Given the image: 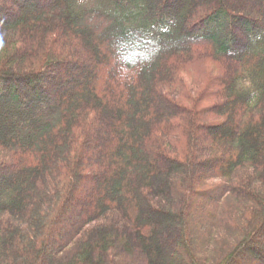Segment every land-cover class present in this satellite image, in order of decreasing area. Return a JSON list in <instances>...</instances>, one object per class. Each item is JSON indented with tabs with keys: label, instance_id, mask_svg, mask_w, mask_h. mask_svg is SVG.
<instances>
[{
	"label": "trees",
	"instance_id": "1",
	"mask_svg": "<svg viewBox=\"0 0 264 264\" xmlns=\"http://www.w3.org/2000/svg\"><path fill=\"white\" fill-rule=\"evenodd\" d=\"M106 1L0 0V264H264V0Z\"/></svg>",
	"mask_w": 264,
	"mask_h": 264
},
{
	"label": "rangeland",
	"instance_id": "2",
	"mask_svg": "<svg viewBox=\"0 0 264 264\" xmlns=\"http://www.w3.org/2000/svg\"><path fill=\"white\" fill-rule=\"evenodd\" d=\"M78 3L82 8L86 10H93V11H100V12H112L113 7H114L112 4L107 3L106 0H78ZM128 23L129 24L132 23L135 26V22H133L131 19H129Z\"/></svg>",
	"mask_w": 264,
	"mask_h": 264
}]
</instances>
